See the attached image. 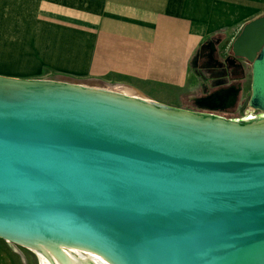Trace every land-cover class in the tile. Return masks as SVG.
<instances>
[{
    "label": "water",
    "instance_id": "obj_1",
    "mask_svg": "<svg viewBox=\"0 0 264 264\" xmlns=\"http://www.w3.org/2000/svg\"><path fill=\"white\" fill-rule=\"evenodd\" d=\"M230 52L251 66L248 106L264 112V16ZM239 90L193 100L228 110ZM0 238L46 264L38 243L59 264L88 263L57 245L107 264H264V120L0 77Z\"/></svg>",
    "mask_w": 264,
    "mask_h": 264
},
{
    "label": "crops",
    "instance_id": "obj_2",
    "mask_svg": "<svg viewBox=\"0 0 264 264\" xmlns=\"http://www.w3.org/2000/svg\"><path fill=\"white\" fill-rule=\"evenodd\" d=\"M261 16L264 0H0V77L177 103L210 78L193 65L202 44Z\"/></svg>",
    "mask_w": 264,
    "mask_h": 264
},
{
    "label": "rangeland",
    "instance_id": "obj_3",
    "mask_svg": "<svg viewBox=\"0 0 264 264\" xmlns=\"http://www.w3.org/2000/svg\"><path fill=\"white\" fill-rule=\"evenodd\" d=\"M217 42H219L217 45V48H218L217 49V57L220 60H223L224 58H226L231 53L230 49H231V43L233 41H231V40L222 41L221 40V41H217ZM204 55H205V50L202 49L201 57H204ZM193 65L195 67L202 68L203 70L207 71L208 73H212L209 80H207L208 78H206V76L208 77L209 74H205L204 77L203 76L200 77L202 82L207 80L203 86V92L201 93L202 94L201 97L207 96L210 93L209 90L212 88H215L218 86L222 87V88H223V86L225 87V85H227V81H226L227 79H225V78H226V76H227V78H229V75H227V73L232 74V71H233V69L229 68L228 72L225 73L226 76L215 77L213 75H215V72L217 74L219 71H215L214 69H211L210 67H206V66L203 67V65H201V63L198 62L197 60H194ZM243 68L244 69L242 70V72H243L244 76H243V79L240 81V84L243 88V92L239 98L238 106H237V109L235 111L236 116H234L235 119H238V120H242V119H244L247 116L252 114V110L248 106V103H249L251 95H252V91H251V83H252L251 66L249 64L243 63ZM16 80H18V79H16ZM30 81H43V80H30ZM223 81L225 82V84L223 83ZM46 82H55V81L53 80V81H46ZM119 88L120 87H115V88H109L108 87L105 89H111V90L114 89L115 91H118ZM196 96L188 95V96H185L181 101H179L177 103H170V104L169 103H167V104L162 103V104L167 106V107L175 108L178 110L199 113L198 110L192 106V103L190 100L191 98L196 97ZM71 253L74 254L73 252H71ZM74 255H76V254H74ZM0 264H39V261H38L37 255L35 254V252L32 249L25 247L23 245H19V244H16V243H13V242H10V241H7V240L0 238Z\"/></svg>",
    "mask_w": 264,
    "mask_h": 264
},
{
    "label": "flooded vegetation",
    "instance_id": "obj_4",
    "mask_svg": "<svg viewBox=\"0 0 264 264\" xmlns=\"http://www.w3.org/2000/svg\"><path fill=\"white\" fill-rule=\"evenodd\" d=\"M210 43V42H208ZM208 43L205 44V47H204V50H205V55L202 59V62H203V67L206 66V67H210L211 69H214L215 71H219L217 74L215 72V75H218L219 77L220 76H226V72H228V69H233L232 71V74H228L229 75V78H226L227 79V85H225V87L223 86L222 87H215V88H212L210 89V93L209 94H214V93H218V92H221L223 90H226L228 88H234V89H238L240 88L239 92H238V95L236 96V102H235V105L228 109V110H222L224 108V106L229 103L228 100L225 101V102H220L218 104H214V103H208V102H202V101H195L193 99H197V100H200L202 98H205L204 97H201L202 94H200L199 96H196L194 98L191 99V103H192V106L194 108H196L198 110L199 113L201 114H204V115H208V116H216V117H219V118H222V119H225V120H238V119H235L234 116H236V109H237V106H238V101H239V98L243 92V88L240 84V81L243 79V72L242 70L244 69L243 68V63H246L244 60H241V59H234L232 54L230 53L226 58H224L223 60H220L218 57H217V45L219 42H217L216 40L215 41H212V43H214L215 45V48H216V52L213 53V60L210 62L208 59H207V55L209 53V50L207 49V45ZM234 60V64L233 65H230L229 63H227L226 60ZM248 64V63H246ZM221 65V66H220ZM205 67V68H206ZM207 70V69H206ZM207 74H209V76H211L212 73H208L206 71ZM214 76V75H213ZM223 83L225 84V82L223 81ZM234 92V91H233ZM258 103H255L254 106L256 108H250L252 110V114L254 116H260L262 113H264L262 110L258 109L257 107H260V103L257 105ZM247 113V112H246ZM230 118V119H229Z\"/></svg>",
    "mask_w": 264,
    "mask_h": 264
},
{
    "label": "bare ground",
    "instance_id": "obj_5",
    "mask_svg": "<svg viewBox=\"0 0 264 264\" xmlns=\"http://www.w3.org/2000/svg\"><path fill=\"white\" fill-rule=\"evenodd\" d=\"M56 83H58V82H56ZM89 89H91V88H89ZM102 91L113 94L115 96L137 99V100H144V101L147 100V98L144 97L143 95H141L137 92L131 91L130 89H127V88L125 89V88L120 87L118 91H115L114 89H112V90L111 89H105ZM242 120H264V113L261 114L260 116H254L253 114H251ZM17 242L19 245H23V243L21 241H17ZM38 247L46 254L48 259L53 264H59L58 258L54 255V253L51 250L47 249L45 246H43L40 243H38ZM64 247L65 246H63V245H57L56 246V252L60 253L61 255L65 256L66 258L71 259L73 261H85L88 264H107L101 257H99L98 255H95L93 253H86L87 255H82L80 253V251L77 249L64 248ZM31 249L37 255L39 264H46L45 258L43 256V254L41 253V251L35 246H33ZM71 252H73L76 255L72 254Z\"/></svg>",
    "mask_w": 264,
    "mask_h": 264
},
{
    "label": "trees",
    "instance_id": "obj_6",
    "mask_svg": "<svg viewBox=\"0 0 264 264\" xmlns=\"http://www.w3.org/2000/svg\"><path fill=\"white\" fill-rule=\"evenodd\" d=\"M215 40H216V41H221V39H215V38L210 39V40L206 41L204 44H202V46H201L202 49H204L206 43H208V42H212V41H215ZM202 49H201V50H202ZM202 59H203V57H201V52H200V53L198 54V57H197L195 60H197L198 62H200L201 65H203ZM201 69H202V68H201ZM202 71L205 72V74H206V71H205V70L202 69ZM214 76L217 77L218 75H214ZM210 77H211V76H210ZM212 77H213V76H212ZM215 77H214V78H215ZM220 77H222V76H220Z\"/></svg>",
    "mask_w": 264,
    "mask_h": 264
}]
</instances>
